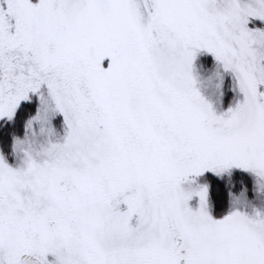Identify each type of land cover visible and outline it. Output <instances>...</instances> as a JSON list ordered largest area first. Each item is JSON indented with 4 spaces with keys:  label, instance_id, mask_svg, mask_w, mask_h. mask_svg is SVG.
I'll list each match as a JSON object with an SVG mask.
<instances>
[{
    "label": "snow or ice",
    "instance_id": "obj_1",
    "mask_svg": "<svg viewBox=\"0 0 264 264\" xmlns=\"http://www.w3.org/2000/svg\"><path fill=\"white\" fill-rule=\"evenodd\" d=\"M0 264H264V0H0Z\"/></svg>",
    "mask_w": 264,
    "mask_h": 264
}]
</instances>
